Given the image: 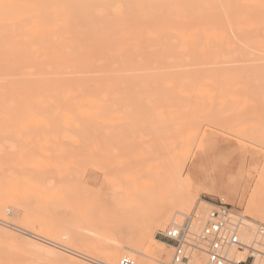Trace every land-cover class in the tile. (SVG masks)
Masks as SVG:
<instances>
[{"label": "bare ground", "instance_id": "6f19581e", "mask_svg": "<svg viewBox=\"0 0 264 264\" xmlns=\"http://www.w3.org/2000/svg\"><path fill=\"white\" fill-rule=\"evenodd\" d=\"M259 55L264 56V0H0V138L9 134L8 126L5 124L8 121L69 120L77 116L66 109H58L51 114L40 110L25 112L23 111L24 105L60 104L62 101L64 103L74 98L92 101L101 96L118 98V94L103 95L102 91L111 92L120 89L119 93H125V88L165 90L168 92L167 97L162 98L167 99L169 106H182L185 118L194 126V123L200 120L199 105L205 99L211 107L206 116L211 115V119L224 106L246 102L228 93H222L219 96L214 93L216 90L229 91L248 87L252 83L249 81L251 78L248 79L250 76L264 75V69L260 71L249 66L255 58L251 61L250 59ZM260 57L256 58V61L262 58L264 62V58ZM233 58H238L234 62L240 59L239 63L243 61L242 59H246L248 64L244 65L243 61V65H235V67L215 66L224 62L227 64L226 61H231ZM185 66L190 68H183ZM257 84L259 87L260 82ZM121 88H124L123 91ZM70 90H96L101 93L66 92ZM213 90H215L214 93H212ZM250 90L252 91L249 86ZM128 92L129 90L124 95L125 97ZM191 92L195 95L191 96ZM246 92L249 94L248 90ZM178 94L181 95L182 101H174ZM250 94L254 96V93L250 92ZM130 96L127 99L134 98L132 102H129L132 106V103L136 104L138 99L129 98ZM149 96L161 98L153 92ZM256 99L255 104H258L259 101L257 102ZM107 105L103 106L107 108L109 106ZM217 105L220 108L214 109ZM135 107L137 108V105ZM100 109L102 110V107ZM143 109L140 110L143 111ZM145 110L147 113L138 114L134 109L138 116L146 114L144 117L141 115V118H135V116L134 118L141 120L150 115V112L148 113V110L152 111L150 107ZM162 110L164 112V109ZM262 110V108L259 109V111ZM79 113L81 119L91 124L102 122L105 117V112L103 114L99 109L93 112L82 110ZM244 113L246 114V111ZM227 115L229 114L225 117ZM231 115L232 113L228 119ZM166 116L168 117V115L164 117ZM225 117L221 116L223 119ZM150 118L153 122L157 117ZM150 118H146L147 121ZM210 118L201 119V121H210ZM217 118L221 120L220 117L217 116ZM146 119H142L145 123L143 125H148L151 121L146 123ZM86 122L82 121V123ZM156 123L159 122L156 121ZM150 124L146 125L148 130L152 125L156 129L154 124ZM185 129L187 130L186 127ZM150 131L151 129L147 132ZM155 135L151 136L152 140ZM87 137L84 141L90 145ZM99 139L97 141H100ZM157 140L159 141L158 138ZM7 142L9 145L10 141ZM135 142H133L134 145L139 143ZM96 143L93 146L90 145L93 148L90 151L97 156L101 147L97 149ZM174 144L176 147L179 145ZM137 145L134 147L137 148ZM123 147L125 149V146ZM119 150V153L122 151L125 154L127 149ZM78 151L76 153L79 154ZM3 155L4 152L0 153V174L4 171L5 157L3 158ZM82 155L80 154L81 157ZM88 155L86 156L89 158L92 156V154ZM101 155L99 157H102ZM89 158H87L88 161L91 160ZM102 158L99 161L104 159ZM188 158L189 155L181 165L176 162L174 156L169 162L168 175L181 189L174 194H168L165 199L155 201L151 207H146V212L137 220L131 233L124 240L120 237H109L102 232H96L97 238L90 239L80 234L78 226L68 223V226L61 228L44 224L39 229L34 222L28 220L27 216L20 212L15 197L6 192L7 176L3 173V181L0 185V206L15 208L14 216L20 218L19 222L24 226L18 231L27 236L3 227L8 222L4 216L6 212L3 210L2 217H0V244H6L2 247L7 252L21 254L24 257L23 259L20 256L23 262L28 258L37 264H119L124 258L131 260L133 264H171V245L164 242L165 240L154 237V229L161 226H166L164 228L166 229L171 223L181 222L182 218L177 217L176 213L182 215L184 211L191 209L196 193V189L191 186L193 183L199 181L200 184H204L210 181L213 184L214 182L211 173L205 165L202 166L203 159L196 156L192 157V163L183 177L184 166ZM45 184H47V179ZM233 190L231 188L229 192ZM14 192L15 190L12 191ZM220 201L230 204L221 196ZM245 206L246 211L253 218L264 221V200L256 201L253 197ZM252 220L247 222L241 219L237 237L246 248L261 250L258 246L262 236L257 235L256 221ZM114 244L115 248L112 247ZM159 245H167L166 253L159 248ZM227 252L234 259L242 260L246 257L242 253L246 251L238 250L235 246L228 247ZM120 255H123L121 259L118 258ZM20 258L17 259L21 260ZM198 259L199 257L194 256L188 262L181 264H198ZM254 259L256 260L254 264L264 263V252L260 256H255Z\"/></svg>", "mask_w": 264, "mask_h": 264}, {"label": "rangeland", "instance_id": "374dc122", "mask_svg": "<svg viewBox=\"0 0 264 264\" xmlns=\"http://www.w3.org/2000/svg\"><path fill=\"white\" fill-rule=\"evenodd\" d=\"M259 57L260 55L251 58L250 61L254 58L255 60L250 62L249 66L256 70L264 69V62L261 58H264V56L260 57L262 61L260 59V61H256ZM236 59L238 58H233L231 60L232 63H229L231 61L228 60L226 61L228 62L227 64L224 62L216 64L215 66L235 67V65H243L244 62V65H246V63L248 64L246 59V61L242 59L244 62L240 61V63V59L237 60L238 62H234ZM183 68L190 67L185 66ZM248 79L253 83L249 82L252 91H249V86L239 88L240 90L212 91V93L215 91L214 94L217 96L222 95V93H228L231 96L234 95L240 100H245V103L240 102L234 106H224L222 110L218 111L211 119V115L206 116L208 110H211V107L208 100L205 99L199 105L201 110L198 113L201 114V116L199 118L200 120L198 119L199 121L194 123V126L185 118L182 106L168 105L167 99L162 98L163 96L167 97L168 92L162 89L125 88L126 91L124 90L125 93L122 92L123 94L119 93L120 89L111 92L102 91L103 95L108 93L118 94L120 96H118V98L106 96H103L105 97L103 98L101 96L93 99V101L83 98H74L64 103L62 101L60 104L41 106L24 105L23 111L25 112L27 110H40L43 113L51 114L58 109H66L77 116L69 120L51 119L6 122L5 124L8 126L9 134L0 138V148H2L0 153L3 154L4 152L2 157H5V163L3 165L4 171L0 174V185L3 181L2 175L5 173L7 176L6 192L15 197L20 212L27 216L28 220L34 222L39 229H41L44 224L54 225L60 228L68 226L69 224L78 226L80 234L90 239L97 236L96 232H102L109 237H120V239L124 240L127 238V235L131 233L132 227L136 225L137 220L146 212L148 206L151 207L155 201L157 202L160 199H165L168 197V194H174L181 189L172 177L168 175L171 158L174 156L176 162L181 165L187 155H189L183 170L184 177L192 163V157L196 156L203 159L204 164L201 161L202 166L205 165L213 176L214 182L211 184L210 181H207L204 184H200L198 181L191 185L193 189H196V193L193 198L191 209L184 211V214L194 209L196 204L204 205L205 203H203V201L206 200L219 201L221 196L230 203L228 205L236 212L245 215L249 220L253 219L256 222L264 224V221L253 218L250 213L246 211L245 206L253 197L256 201L264 200V170H262L264 168V75H261V77L252 75ZM259 82L260 85L258 87L257 83ZM121 89V91H123L124 88ZM127 90H129L127 97L132 95L129 98L135 97V100L138 99L136 104L134 102L132 103L133 105H137L138 109L135 105L132 107L133 105L131 106V103H129L132 102L134 98L128 100L127 97L124 96ZM246 90H248L249 94L250 92L254 93V96L253 94L249 95ZM66 92L73 94L101 93V91L96 90H70ZM152 92L157 93L161 98L149 96ZM190 94L191 96L195 95L192 92ZM251 95L252 97H250ZM121 97L123 98L120 99ZM193 99L192 97V100ZM255 99L257 102L259 101L258 104H255ZM140 100H142V102ZM175 100L182 101L181 95H176L174 101ZM260 103L261 105L263 104L262 107ZM252 104H254L256 108ZM103 105H107L108 107L106 108V106ZM101 107L102 110L100 109ZM149 107L152 111L148 110ZM133 108L136 109L138 114L142 112L143 114L147 113L145 110L147 109L150 115L147 114L148 116L146 118L152 116L153 118L157 117L155 120L157 119L156 121L159 123H156L152 118L155 124L154 121L152 122L151 118L148 119V121L151 120L150 122H148L146 118H142L146 119V123L148 122V125L146 124L147 126L152 122L150 125L154 124L156 129L152 125L149 128L151 131L147 132L149 130L146 125H143L144 121L142 119H135L136 117H144L146 114L138 116ZM139 108L144 109L142 111ZM219 108L218 105L214 107V109ZM244 108L246 110H244ZM261 108L263 110L259 111ZM98 109L103 112V114L105 112V117L102 122L91 124L79 117V111L87 110L93 112ZM162 109H164V112L167 110L165 112L166 114ZM257 109L258 111L256 112ZM245 111L246 114L244 113ZM252 111L255 112L253 113ZM237 112H239V114ZM258 112H260V114ZM230 113H232V115L228 119ZM240 113H242V116ZM226 114L229 115L225 117ZM258 114L259 117L257 116ZM165 115H168L169 118L167 116L164 117ZM174 115L178 117L176 118ZM217 116L220 117L223 123ZM221 116L225 118L223 119ZM204 117L206 119L210 118L212 121H201V119H205ZM216 118L218 120H216ZM226 118L231 121L229 122ZM135 120L137 121L135 122ZM225 120L226 123H224ZM82 121L86 123H82ZM95 124L98 125L96 126ZM89 126L90 128H88ZM189 126L191 127L189 128ZM63 127L64 130H62ZM145 129L147 131H144ZM154 134H156V138H154L155 136L152 138L153 140L156 139V141L151 139V136ZM87 136H89V138ZM85 137L88 138L86 139L91 146L95 145L97 142V149H99V146L101 147V150L99 149V155L103 153L101 156L104 159L99 157V155L96 156L95 153H91L93 148L86 143L87 141H84ZM160 137H162V139ZM4 138L6 140H4ZM98 138H100V141H97ZM144 139L146 141H144ZM7 141H10L9 145H7L9 143ZM70 141L71 143H69ZM134 141L140 143H137L139 145L135 144L137 148L134 147ZM154 142H156V144ZM12 143L14 145H12ZM128 143H130V145ZM174 143L179 145L176 147ZM71 144L74 148L71 147ZM10 145L15 148H12ZM123 146H125V149ZM79 147L80 149H76ZM118 148L123 151L127 149L125 152V154H127L125 155L124 152L122 153L121 151L120 153L122 154L120 155ZM69 149L72 150V152ZM76 151L80 153L78 154ZM88 151L90 152L88 153ZM7 152L10 153V155ZM105 153L107 154L105 155ZM80 154H83L82 157ZM87 154H89L88 156L92 154V156L89 158L86 156ZM94 154L95 157H93ZM112 154H114L113 157ZM87 158L91 160L88 161ZM101 158L103 160L99 161ZM95 160L97 162H95ZM46 179L47 184L50 183V185L45 184ZM231 188L234 189L233 192H229ZM14 190L15 192L12 193ZM197 207L206 208V206ZM22 209L23 211H21ZM35 209L38 210L36 211ZM3 210L6 212L4 216H6L5 218H7L8 221L3 227L27 236L18 231L24 226L19 222L21 219L14 216L15 208L12 206H0V217H2ZM176 215L182 218L180 213H176ZM165 227L166 226H161L154 229V237L163 240L159 238L157 232L163 230ZM166 243L168 244V242ZM4 245L6 244H0V264H12V262L13 264H17V262L22 260L20 258L21 254L12 252L13 254L15 253V255H13L9 251L7 252V250L2 247ZM166 246L167 245H159V248L166 253ZM112 247L115 248L116 245L114 244ZM170 249L172 256V247H170ZM122 257L123 255L118 256L119 259ZM130 257H134V255H130ZM16 260L18 261L16 262ZM26 260L27 261L24 260L25 262L22 260L19 264H37L28 260V258ZM203 260V257H199L198 264H203Z\"/></svg>", "mask_w": 264, "mask_h": 264}, {"label": "built area", "instance_id": "2783aa9c", "mask_svg": "<svg viewBox=\"0 0 264 264\" xmlns=\"http://www.w3.org/2000/svg\"><path fill=\"white\" fill-rule=\"evenodd\" d=\"M203 203L205 204H196L189 213H182L180 223H171L166 229L157 232L158 236L172 247L171 264L188 262L194 256L203 257L204 264H254L255 256L264 252V224L255 223L257 235L262 236L258 246L261 250L246 248L238 239L237 233L241 219L247 222L249 219L220 200H206ZM230 246L246 251L242 252L246 257L242 260L230 257L227 252ZM119 264L133 262L124 258Z\"/></svg>", "mask_w": 264, "mask_h": 264}]
</instances>
